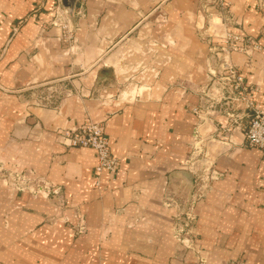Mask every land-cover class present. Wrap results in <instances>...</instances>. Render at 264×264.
I'll return each instance as SVG.
<instances>
[{
    "label": "crops",
    "instance_id": "0c3cea01",
    "mask_svg": "<svg viewBox=\"0 0 264 264\" xmlns=\"http://www.w3.org/2000/svg\"><path fill=\"white\" fill-rule=\"evenodd\" d=\"M225 1L232 27L208 26L202 0H0V160L49 188L0 187V264H199L174 236L192 201L206 264H264L262 152L240 130L216 139L223 115L193 112L227 32L243 39L231 59L264 109L263 0ZM58 7L83 14L72 46L49 25ZM88 120L104 126L119 162L100 186L96 152L60 142ZM194 147L215 173L200 202Z\"/></svg>",
    "mask_w": 264,
    "mask_h": 264
},
{
    "label": "built area",
    "instance_id": "2783aa9c",
    "mask_svg": "<svg viewBox=\"0 0 264 264\" xmlns=\"http://www.w3.org/2000/svg\"><path fill=\"white\" fill-rule=\"evenodd\" d=\"M56 16H67L68 11H61L56 8ZM228 22L229 19L227 18ZM242 37L227 32L223 37L216 51L219 59V70H210L209 76L212 85L209 90L203 93L204 104L193 110L194 114L202 120H211L217 115H223L225 122L221 124L222 136L224 139L232 137V132L240 130L250 148H256L262 152L264 158V109L257 108L248 92L245 78L231 59V55L236 52H246L242 46ZM249 117L247 126L243 125V120ZM209 118V119H208ZM230 133V134H229ZM226 134H229L227 136ZM61 144L66 148L93 149L98 158L96 167V186H100L101 175L105 172L113 174L118 168L119 162L112 154L110 139L106 134L105 128L100 123L86 121L83 125L71 129H65L59 134ZM204 182V181H203ZM57 192L54 191V194ZM202 193L198 196L201 197ZM198 197V198H200ZM195 201H192L186 215L190 222L194 219L193 209ZM176 221L179 215L175 216ZM181 226L176 223V227ZM85 227L82 224L80 233ZM182 232V230L180 231ZM180 237L181 234L179 233Z\"/></svg>",
    "mask_w": 264,
    "mask_h": 264
},
{
    "label": "rangeland",
    "instance_id": "374dc122",
    "mask_svg": "<svg viewBox=\"0 0 264 264\" xmlns=\"http://www.w3.org/2000/svg\"><path fill=\"white\" fill-rule=\"evenodd\" d=\"M202 1H203V9L208 13V26L212 25L211 22L215 18L217 19L219 18L220 21H223V25L227 27H232L233 25L237 24V21L234 18V14L231 12L232 7L225 0H202ZM261 6L264 9V0ZM61 11H65V9L61 8ZM53 14L54 16L50 21L49 25L60 31L59 42L65 43L70 46L76 44L77 38L75 37L74 33H76L80 28V26H78L77 24L79 23V20L83 18V14H78V16L77 15L75 16L76 22L75 20L72 19V17H70L69 13L67 16L61 15L59 17L55 15V11ZM227 18L229 19V22ZM109 97L111 98L112 96L109 95ZM216 139H219L221 141L223 140V138H219V137ZM203 155L204 152L202 148L194 147L192 149L191 154L188 157L190 163H188L187 165L189 171L192 172L195 171V173H198V175H201L202 176L201 178L204 179V182L202 181V184L200 185V188L202 187V193H204V195L199 198V202L205 198L206 191L209 192L210 190L209 181L212 175L211 171L207 170L206 167L207 165L205 162L206 158ZM208 171L210 172V174H208ZM33 183L34 181L31 180L30 175L20 170L7 167L4 164V162L0 160V187L2 186L10 187V188H14L16 191L19 192H29V193L38 192V188L41 190V192L49 190V188L45 184L42 185V187H37V186L35 187L34 186L35 183L34 184ZM193 217L194 219L192 220V222H190L189 217H187L186 215V212L179 213V219L176 221V223H179V225L181 226L174 228V236H176V238L180 240V244L184 248L192 252L194 251L199 264H206L207 259L199 253L200 250L195 242V239L197 237L195 233V226H196L195 223L197 221V215L195 212H193ZM63 221L65 223L68 222L67 219H64ZM80 223L76 227L77 234H83L85 233L86 230L85 228L84 231L80 233V227H81ZM181 230L182 232H180ZM179 233L181 234L180 237L178 236Z\"/></svg>",
    "mask_w": 264,
    "mask_h": 264
},
{
    "label": "water",
    "instance_id": "95a60500",
    "mask_svg": "<svg viewBox=\"0 0 264 264\" xmlns=\"http://www.w3.org/2000/svg\"><path fill=\"white\" fill-rule=\"evenodd\" d=\"M74 1L75 0H63V4L65 5V7L67 8V7H70V8H72L73 7V5H74ZM105 73H106V71H105ZM212 175L214 176L215 175V173H212ZM183 177L186 179V181H188L190 184H192L193 183V177L189 174V173H183Z\"/></svg>",
    "mask_w": 264,
    "mask_h": 264
}]
</instances>
